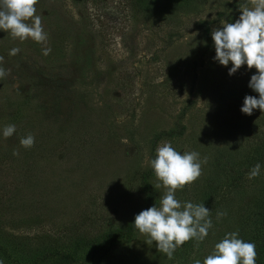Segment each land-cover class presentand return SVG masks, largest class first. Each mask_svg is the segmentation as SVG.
<instances>
[{
  "label": "rangeland",
  "instance_id": "1",
  "mask_svg": "<svg viewBox=\"0 0 264 264\" xmlns=\"http://www.w3.org/2000/svg\"><path fill=\"white\" fill-rule=\"evenodd\" d=\"M246 3L38 0L46 42L0 31V243L13 258L32 264L53 248L73 251L76 241L132 222L147 201L140 173L152 169L163 142L207 158L201 176L176 198L202 203L219 177L224 183L210 206L227 215L216 214L199 247L183 245L172 259L135 231L108 250L79 246L73 264H194L229 232L252 239L250 216L262 207L264 175L248 180L242 193L226 190L239 170L248 171L243 159L264 128V112L241 111L246 96L259 98L249 87L257 70L245 64L229 75L232 64L214 59L211 35L234 23ZM13 48L20 49L15 56ZM44 48L51 49L47 56ZM10 124L16 131L5 138ZM28 134L35 144L26 149L20 139ZM157 193L160 199L164 189ZM0 264L11 263L0 255Z\"/></svg>",
  "mask_w": 264,
  "mask_h": 264
},
{
  "label": "clouds",
  "instance_id": "2",
  "mask_svg": "<svg viewBox=\"0 0 264 264\" xmlns=\"http://www.w3.org/2000/svg\"><path fill=\"white\" fill-rule=\"evenodd\" d=\"M38 0H0V31L8 33L13 39L21 42L31 39L37 43L47 40L42 20L36 15ZM241 15L234 22L223 23L222 27L213 29L211 35L215 47V60L223 66L232 67L229 75L235 74L243 65L248 69L255 68L257 74L251 77L249 87L259 94L248 95L244 99L241 111L251 115L254 109L264 112V0H247L242 5ZM19 48L10 50L15 56ZM50 48H44L47 56ZM2 59V58H0ZM6 71L0 67V78ZM16 131L14 124L6 125L2 134L11 137ZM35 137L28 134L20 139V145L31 148ZM13 155H19L14 151ZM202 162L199 153L177 151L169 142H163L156 149L155 158L151 160L156 183L155 189H164V194L157 203L135 216L134 227L145 235L148 245L156 242L159 252L169 259L177 248L190 240H196V247L203 242L213 227L210 210L204 204L192 202L181 203L175 193L194 183L202 174ZM261 165L257 163L247 174L248 179L259 176ZM226 212H217V220L226 216ZM256 246L239 238V232H229L214 245L212 252L203 258L195 259L194 264H256Z\"/></svg>",
  "mask_w": 264,
  "mask_h": 264
},
{
  "label": "trees",
  "instance_id": "3",
  "mask_svg": "<svg viewBox=\"0 0 264 264\" xmlns=\"http://www.w3.org/2000/svg\"><path fill=\"white\" fill-rule=\"evenodd\" d=\"M131 1L134 5H138L142 7L150 6L149 4L150 0H131ZM172 1L185 2V1H193V0H172ZM222 14L223 13H221V15ZM205 30L208 34L209 26H206ZM261 132L262 133H260L259 131L257 135L255 133L254 136L252 137L254 140L253 143L255 142L254 145H251L253 147V149L251 150L252 153L243 159L244 165L247 166L248 171H246V169L239 170V173L237 174V177L234 181L233 185L239 186V187L233 186L231 189H228L226 191H231V192L235 191L238 193L239 192L242 193V191L246 190L248 180L250 182L253 179H256V180L262 179L261 176L264 175V128L262 129ZM172 133H169V136ZM257 163L261 165L259 176L253 179H248L247 174ZM222 170H225L226 172L231 173V171L228 170L226 167L223 169L221 168V171ZM154 177H155V174H154L153 169H150L147 172L142 171L140 173L139 178H141L142 185L146 189V200H147L146 204L144 205V208L141 211L146 210L152 206H155L156 203L157 205H159L160 199L157 193L158 189H155L154 182L152 181ZM217 180L214 179L211 183L208 184L207 192L204 194V201L202 203H199V204H204V206L210 210L211 220H213V217L216 216L217 213L214 214L213 208L210 205H212V201L218 197V193H220L219 188L222 187L224 183V179H220L218 177ZM218 183H220L221 185L218 186ZM222 197L225 199L227 198L225 197V192L223 193ZM250 218H254L255 226L250 232L252 234V239L245 240V242H252L255 244L256 252H257L256 264H264V198L262 200V207L260 208V210L256 212L255 215H251ZM134 220L135 218L132 220V222L128 223L124 227H120L118 229L107 230L106 232L104 231V233L100 236L89 238L84 241H81V240L76 241L74 243L75 247L73 251L72 250L65 251V250L58 249V248L57 249L53 248L54 250L50 252L46 251L44 255L37 256L32 264L43 262L50 258H57L62 264L76 263L78 262L76 251L79 248V246L87 247V246L92 245L99 249L108 250L122 237L130 236L132 235L133 232L138 231L134 227ZM210 231L211 229L209 230V232ZM195 243H197L196 240H190L186 242L184 246L185 248L189 247L191 249L195 246ZM0 255L4 256L6 260H8L11 264H14L15 262L16 264H23L22 260H20L19 258L17 257L13 258L9 248L2 245L1 243H0ZM96 264H102V261L98 260Z\"/></svg>",
  "mask_w": 264,
  "mask_h": 264
}]
</instances>
